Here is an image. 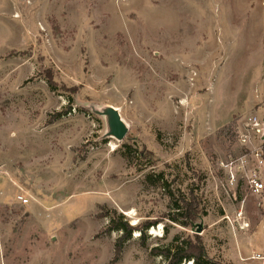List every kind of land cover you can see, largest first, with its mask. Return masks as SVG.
I'll return each mask as SVG.
<instances>
[{"label":"rangeland","instance_id":"rangeland-1","mask_svg":"<svg viewBox=\"0 0 264 264\" xmlns=\"http://www.w3.org/2000/svg\"><path fill=\"white\" fill-rule=\"evenodd\" d=\"M240 1L0 0V264H162L151 248L200 223L208 258L264 264L259 198L223 168L264 109V0ZM189 190L199 218L171 223ZM106 209L154 223L114 262Z\"/></svg>","mask_w":264,"mask_h":264},{"label":"trees","instance_id":"trees-1","mask_svg":"<svg viewBox=\"0 0 264 264\" xmlns=\"http://www.w3.org/2000/svg\"><path fill=\"white\" fill-rule=\"evenodd\" d=\"M50 86L54 88L50 81ZM126 149L130 147L124 144ZM125 159L129 162V153H123ZM158 177L162 180V173L158 174ZM145 180L149 184H154L155 180L152 179V175L147 174ZM171 206L168 215V220L171 223L179 224L183 227H188L195 223V220L199 218L198 203L196 197L193 196L192 190L188 191V197L185 194L175 196L172 192H169ZM114 215L109 214V210L106 209L105 214L102 217H107L108 225L106 232H119V236L114 242V257L112 261H117L120 257L124 244L132 238V233L137 230L143 243L145 242V231L154 223L146 222L141 228L133 227L127 221V219L121 213L116 210L111 211ZM117 216L115 218L114 216ZM168 229L164 228V235L167 236ZM151 252L155 256H159L162 260V264H182L185 261L191 262V264H221L218 261H214L208 258L203 241L198 234L193 236L187 235L181 239L180 236L175 235L172 240L166 245H156L151 248Z\"/></svg>","mask_w":264,"mask_h":264},{"label":"built area","instance_id":"built-area-1","mask_svg":"<svg viewBox=\"0 0 264 264\" xmlns=\"http://www.w3.org/2000/svg\"><path fill=\"white\" fill-rule=\"evenodd\" d=\"M264 114V109H263ZM252 114L245 123L239 142L245 151L235 160H229L223 165L226 171L227 188H235L241 182L247 190L259 198V205L264 211V116ZM233 195H235L233 193ZM21 203H27L26 198L18 196ZM237 219H243V210L236 213ZM241 228L247 226L241 222ZM264 260V256H258Z\"/></svg>","mask_w":264,"mask_h":264},{"label":"water","instance_id":"water-1","mask_svg":"<svg viewBox=\"0 0 264 264\" xmlns=\"http://www.w3.org/2000/svg\"><path fill=\"white\" fill-rule=\"evenodd\" d=\"M104 114L108 116L109 134L117 140H122L127 133V127L122 121L119 112L109 106ZM196 227V233L198 234L202 230L201 223L197 224Z\"/></svg>","mask_w":264,"mask_h":264},{"label":"crops","instance_id":"crops-1","mask_svg":"<svg viewBox=\"0 0 264 264\" xmlns=\"http://www.w3.org/2000/svg\"><path fill=\"white\" fill-rule=\"evenodd\" d=\"M234 1V0H233ZM216 2H217V4H216V6L218 5V9H219V11L220 10H222V9H224L223 8V6H224V0H216ZM244 0H241L240 1V4H244ZM225 7V6H224ZM234 8V6L233 5H230V8H229V10H232ZM221 16H217V19L218 18H220ZM262 18H263V20H264V10H263V12H262ZM211 23H212V21H211ZM217 27L218 28H216V26H211L210 27V29L208 30V33L209 34H217V33H219V32H223L224 31V26L222 25V21L221 22H219L218 24H217ZM211 51V49L209 50V52ZM17 199V198H16ZM18 200V199H17Z\"/></svg>","mask_w":264,"mask_h":264},{"label":"bare ground","instance_id":"bare-ground-1","mask_svg":"<svg viewBox=\"0 0 264 264\" xmlns=\"http://www.w3.org/2000/svg\"><path fill=\"white\" fill-rule=\"evenodd\" d=\"M111 107H113V106H111ZM114 109H116L117 111H118V109L117 108H115V107H113ZM17 199H18V196H17ZM27 202H28V200H27Z\"/></svg>","mask_w":264,"mask_h":264}]
</instances>
